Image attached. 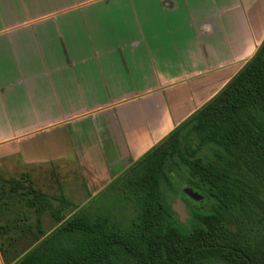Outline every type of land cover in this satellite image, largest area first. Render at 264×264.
<instances>
[{
    "label": "crops",
    "instance_id": "crops-1",
    "mask_svg": "<svg viewBox=\"0 0 264 264\" xmlns=\"http://www.w3.org/2000/svg\"><path fill=\"white\" fill-rule=\"evenodd\" d=\"M263 39L264 0H0V147L49 134L16 154L92 197Z\"/></svg>",
    "mask_w": 264,
    "mask_h": 264
},
{
    "label": "trees",
    "instance_id": "trees-1",
    "mask_svg": "<svg viewBox=\"0 0 264 264\" xmlns=\"http://www.w3.org/2000/svg\"><path fill=\"white\" fill-rule=\"evenodd\" d=\"M29 183L24 208L48 209L56 223L10 264H264V39L211 98L68 216L69 199L54 204Z\"/></svg>",
    "mask_w": 264,
    "mask_h": 264
},
{
    "label": "rangeland",
    "instance_id": "rangeland-1",
    "mask_svg": "<svg viewBox=\"0 0 264 264\" xmlns=\"http://www.w3.org/2000/svg\"><path fill=\"white\" fill-rule=\"evenodd\" d=\"M87 126H89L88 122L83 121L71 125L70 128L73 131L72 134L78 135L79 131ZM57 134L53 135L58 136ZM48 135L0 147V154H9L0 156V264L12 263L56 223L48 209L36 216L32 209L24 208L21 195L25 194L24 186L30 184L29 181L36 189L52 195L54 204L59 203L61 200L59 198L63 195L70 199L72 205L64 209L63 215L71 213L76 207L86 203L91 196V191L82 187L78 179L64 182L61 177L65 173L50 171L46 162L40 165L25 163L16 154L19 149L22 151L33 149L34 152L38 149L47 151L48 146H45L47 144L45 141ZM43 142L45 143L42 146ZM68 160L72 163L73 158L69 157ZM74 173L69 172L66 175L71 176ZM93 190L97 192L99 187ZM40 225L42 233L38 232L37 227Z\"/></svg>",
    "mask_w": 264,
    "mask_h": 264
},
{
    "label": "water",
    "instance_id": "water-1",
    "mask_svg": "<svg viewBox=\"0 0 264 264\" xmlns=\"http://www.w3.org/2000/svg\"><path fill=\"white\" fill-rule=\"evenodd\" d=\"M184 192L192 199L199 200L201 199V195L197 192L193 191L191 188H188L187 186L184 187ZM172 209L178 214L181 221H185V219L188 217V214L185 209V203L179 198L176 197L172 202Z\"/></svg>",
    "mask_w": 264,
    "mask_h": 264
}]
</instances>
